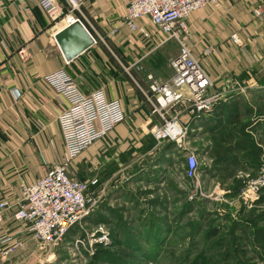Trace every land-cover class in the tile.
Returning <instances> with one entry per match:
<instances>
[{
	"label": "crops",
	"instance_id": "crops-1",
	"mask_svg": "<svg viewBox=\"0 0 264 264\" xmlns=\"http://www.w3.org/2000/svg\"><path fill=\"white\" fill-rule=\"evenodd\" d=\"M127 3L82 0L79 10L65 7L63 16H50L37 0H4L0 9V200L16 201L23 183L34 182L64 157L57 117L66 103L45 80L61 68L72 74L84 93L105 89L110 99L121 101L127 114L108 137L74 159L82 157L86 165L79 171L73 165L71 170L81 180L98 176V189L105 186L104 213L112 211L114 200L127 204L129 183L122 188L107 186L116 179L125 183L131 172L137 183L151 180L153 193L169 192L170 157L178 149L175 142H166L162 160L154 159L158 152L153 150L151 129L163 120L148 97L153 83L173 75L171 61L179 44L175 40L161 44L156 36L132 30L124 21ZM70 17L81 20L94 44L67 60L55 35ZM139 23L154 33L148 18ZM188 25L186 42L213 80L211 90L223 98L205 114L184 107L166 114L178 113L180 123L187 127L186 144L196 154L198 177L212 181L217 191L231 192L240 172L254 175L264 160V0H219L193 12ZM24 47L30 53L27 60L19 53ZM182 155L186 165L187 155ZM146 160L152 163L144 169L142 164H133ZM14 212L15 208L6 212L0 238L15 235L25 226L14 218ZM21 236L26 246L35 243L26 232ZM5 261L0 259V263Z\"/></svg>",
	"mask_w": 264,
	"mask_h": 264
},
{
	"label": "built area",
	"instance_id": "built-area-1",
	"mask_svg": "<svg viewBox=\"0 0 264 264\" xmlns=\"http://www.w3.org/2000/svg\"><path fill=\"white\" fill-rule=\"evenodd\" d=\"M218 1L128 0L124 19L132 30L141 32L145 37L156 36L161 44L171 40L179 44L178 53L171 61L173 75L166 81L151 85L152 96L148 98L154 112H158L163 120L152 127L151 133L155 147L172 141L179 151H187L186 172L191 177L197 176L198 160L195 152L186 144L188 129L180 123L178 113L171 117L166 113L184 107L205 114L223 98L219 91L211 90L213 80L185 39L189 33V16ZM3 2L0 0V9ZM37 4L50 16H63L65 7L68 11L79 10L82 0H64L63 4L57 0H37ZM142 18H148L154 33L144 23H139ZM76 19L79 18L70 17L69 23ZM233 39H236L235 35ZM19 53L25 60L30 58L25 47ZM45 80L66 103L57 117L65 146L64 157L34 182L23 183L21 196L16 201L8 197L0 200V224L6 212L12 208H15L14 218L25 224L15 235L0 238L2 260L10 259L26 246L27 240L21 236L25 232L32 241L49 250L61 245L73 228L83 231L81 234L85 231V236L78 233L73 237L75 245L79 247L82 244L92 254L98 247H108L113 242L106 222H97L89 231L83 226L86 218L99 207L105 186L98 189V176L79 179L71 171V164L92 144L108 137L119 123L127 119V114L121 101L110 99L103 88L84 93L66 68L51 72L45 76ZM238 177L243 179L238 197L247 207H253L264 189V160L258 166L257 174L240 172Z\"/></svg>",
	"mask_w": 264,
	"mask_h": 264
},
{
	"label": "rangeland",
	"instance_id": "rangeland-1",
	"mask_svg": "<svg viewBox=\"0 0 264 264\" xmlns=\"http://www.w3.org/2000/svg\"><path fill=\"white\" fill-rule=\"evenodd\" d=\"M153 150L158 152L154 159L162 160L163 147H155ZM183 152L186 154L187 151L174 150L170 157L173 175L168 183L169 192L164 193L163 190L156 195L150 190L152 186L155 187L151 180L137 183L134 173L131 172L130 177L125 173L128 178L123 179L125 183L115 178L116 180L111 181L107 187H121L129 183L127 190L131 193L127 192V204L124 200H114L112 211L104 213L103 195L99 207L86 218L84 229L92 230L95 224L100 222L98 219L103 214L111 236H118V242H112L107 248L120 259L118 262L120 264H264L260 255L264 250L259 247L234 244L230 251L231 257L226 259L222 255L225 250L218 251L213 244L219 236L229 237L235 226L240 228L257 226L258 220L262 219L260 213L264 209L262 194L264 189L260 192L262 197L260 196L256 205L247 207L238 197L239 193L231 195V192L217 191L215 184L210 180L204 182L201 176L198 177V172L196 177L187 176ZM134 163L142 164V167L146 164L148 167L152 160ZM153 163L157 164L158 161ZM73 165L79 171L86 163L79 157L78 160L72 161V171ZM102 181L104 182V176ZM102 187L104 188V184ZM115 192L114 188L113 195L116 197ZM155 199L158 200V204L153 202ZM131 201H135L134 205H130ZM240 230H234V233L239 235ZM82 232H79L78 228H73V232L69 233L63 243L51 250L37 243L31 244L0 264H91L94 262L91 250L82 244L77 247L73 241V237ZM210 232H215L217 236L208 237ZM81 236H85V231ZM161 237L162 247L156 248L155 245L152 247L154 241ZM141 250L153 255V258L156 257L157 263L143 260ZM95 264L114 263L104 258Z\"/></svg>",
	"mask_w": 264,
	"mask_h": 264
},
{
	"label": "trees",
	"instance_id": "trees-1",
	"mask_svg": "<svg viewBox=\"0 0 264 264\" xmlns=\"http://www.w3.org/2000/svg\"><path fill=\"white\" fill-rule=\"evenodd\" d=\"M243 186V179L240 177H237V181L235 186H233L230 190L231 191V195L235 194L237 195L241 188ZM102 216H100L101 218L98 219L100 220V222H104V216L103 214H101ZM260 220H258V224L257 226H255L254 228H251L250 226L247 227H237L235 226V228H232V233L229 234V237L227 236H219L215 241H214V246L219 250H225V252L222 254L224 258L229 259L231 257V247H234L241 244V245H248L250 244L251 246H257L260 247L262 250H264V209L262 210V213H260ZM98 217V215H97ZM237 229H241V234L236 235L234 233V230L236 231ZM73 232V230H71ZM216 237V233L215 232H210L208 234V237ZM113 239V243L114 242H118L117 238L118 236L116 235H112ZM163 239L162 237L159 238L157 241H154V243L152 244L155 245L154 247H158L161 248L162 247V242ZM214 251V250H213ZM253 251V250H251ZM142 256H143V260L145 261H154L157 263V259L153 258V255L151 254H147L145 252V250H141ZM261 255V258L264 260V251ZM105 259H108V261H112V263L114 264H120L118 262H120V259H117L112 253L110 248L104 247V246H100L97 248L96 252L94 253V255L92 256V259L94 260V262L92 261L91 264H95L96 262L102 261ZM146 258V259H145ZM148 261V262H149Z\"/></svg>",
	"mask_w": 264,
	"mask_h": 264
},
{
	"label": "water",
	"instance_id": "water-1",
	"mask_svg": "<svg viewBox=\"0 0 264 264\" xmlns=\"http://www.w3.org/2000/svg\"><path fill=\"white\" fill-rule=\"evenodd\" d=\"M55 38L67 60H72L94 44V38L80 19L62 28Z\"/></svg>",
	"mask_w": 264,
	"mask_h": 264
},
{
	"label": "clouds",
	"instance_id": "clouds-1",
	"mask_svg": "<svg viewBox=\"0 0 264 264\" xmlns=\"http://www.w3.org/2000/svg\"><path fill=\"white\" fill-rule=\"evenodd\" d=\"M194 162V161H193Z\"/></svg>",
	"mask_w": 264,
	"mask_h": 264
}]
</instances>
